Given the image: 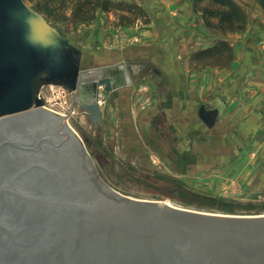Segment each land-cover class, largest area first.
<instances>
[{
  "label": "water",
  "instance_id": "1",
  "mask_svg": "<svg viewBox=\"0 0 264 264\" xmlns=\"http://www.w3.org/2000/svg\"><path fill=\"white\" fill-rule=\"evenodd\" d=\"M88 61L25 0H0V264H264V214L135 198L101 178L70 116L42 95L77 93L73 108L100 125L101 88L111 95L119 72ZM220 115L198 112L208 129Z\"/></svg>",
  "mask_w": 264,
  "mask_h": 264
},
{
  "label": "crops",
  "instance_id": "2",
  "mask_svg": "<svg viewBox=\"0 0 264 264\" xmlns=\"http://www.w3.org/2000/svg\"><path fill=\"white\" fill-rule=\"evenodd\" d=\"M172 1L169 5L144 0L157 28H118L113 39L120 32L130 38V56L99 50L87 56L89 70L119 72L111 76L115 86L111 95L101 88V123L111 135L126 138L131 153L153 160L170 175L194 176L208 192L264 188V28L250 25L264 8L260 0L255 8L247 6L250 0H234L238 4L234 8L250 23L224 39L235 50L232 70L240 68L242 54L250 69L242 75L221 74L193 67L188 50L200 45L202 38L195 42V21L181 12L177 16ZM98 30L94 28L90 46L102 41ZM257 34L262 39L250 52L247 45ZM203 104L221 112L215 127L207 131L198 116Z\"/></svg>",
  "mask_w": 264,
  "mask_h": 264
},
{
  "label": "rangeland",
  "instance_id": "3",
  "mask_svg": "<svg viewBox=\"0 0 264 264\" xmlns=\"http://www.w3.org/2000/svg\"><path fill=\"white\" fill-rule=\"evenodd\" d=\"M25 1L41 12L50 24L58 28L87 56L89 53L93 54L94 50H99L113 53L115 56L122 55L123 58L128 57L132 54V41L130 38L126 39L121 32L117 39H113V35L119 32L118 28L158 27L144 0ZM170 1L164 0L168 4ZM250 1L251 3L247 4L249 8H255L259 3V0ZM173 3L177 16L181 12L183 16H190L195 21V42L202 38L200 45L188 50L189 60L196 70H219L221 74L231 72L240 75L249 71L250 66L247 64L250 61L245 58L248 62H243L244 47L240 50V68L232 70L236 58L235 50L224 39L236 33L239 28H246L250 23L246 16L238 11L228 19L222 20L225 5L228 9L238 6L234 0H173L171 5ZM250 25L252 28H264V14L258 15L256 23L251 22ZM94 28H99L98 33L102 35V41L99 40L90 46L88 41L94 36ZM261 39L259 34L250 38L247 45L251 47L250 52L256 49V43ZM109 47L115 48V52H111ZM76 94L56 86H46L42 90L49 109L70 116L69 124L83 139L97 169L103 167L101 178L109 186L135 198L168 201L200 211L241 216L264 214V188H252L247 191L229 188L221 192H208L197 185L194 176L190 178L179 174L170 175L153 160H143L131 153V146L126 144V138H122V135H111L104 123L96 125L87 110H81L78 102L73 108Z\"/></svg>",
  "mask_w": 264,
  "mask_h": 264
},
{
  "label": "trees",
  "instance_id": "4",
  "mask_svg": "<svg viewBox=\"0 0 264 264\" xmlns=\"http://www.w3.org/2000/svg\"><path fill=\"white\" fill-rule=\"evenodd\" d=\"M260 3L262 5V7L264 8V0H260ZM232 10H235V11H232ZM235 12H237V10L235 8H231V9H228V11L224 12V14L222 16L225 20V19H228L229 17H231L232 14H234Z\"/></svg>",
  "mask_w": 264,
  "mask_h": 264
},
{
  "label": "flooded vegetation",
  "instance_id": "5",
  "mask_svg": "<svg viewBox=\"0 0 264 264\" xmlns=\"http://www.w3.org/2000/svg\"><path fill=\"white\" fill-rule=\"evenodd\" d=\"M100 97H101V96H100ZM74 100H75V99H74ZM76 103H77V102H76ZM78 104H79V103H78ZM79 106H80V108H81V104H79ZM81 109H82V108H81ZM84 110H87V109L84 108ZM87 114H88V112H87ZM88 115H89V114H88ZM89 117H90V116H89ZM90 119H91V117H90ZM91 120H92V119H91ZM92 121H93V120H92ZM95 124L97 125V123H95ZM205 129H206V131L209 130L206 126H205Z\"/></svg>",
  "mask_w": 264,
  "mask_h": 264
},
{
  "label": "bare ground",
  "instance_id": "6",
  "mask_svg": "<svg viewBox=\"0 0 264 264\" xmlns=\"http://www.w3.org/2000/svg\"><path fill=\"white\" fill-rule=\"evenodd\" d=\"M168 202V201H167ZM170 203V202H169ZM252 216H254V215H252Z\"/></svg>",
  "mask_w": 264,
  "mask_h": 264
},
{
  "label": "built area",
  "instance_id": "7",
  "mask_svg": "<svg viewBox=\"0 0 264 264\" xmlns=\"http://www.w3.org/2000/svg\"><path fill=\"white\" fill-rule=\"evenodd\" d=\"M61 114V113H60ZM62 115H65V114H62Z\"/></svg>",
  "mask_w": 264,
  "mask_h": 264
}]
</instances>
